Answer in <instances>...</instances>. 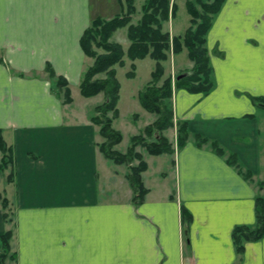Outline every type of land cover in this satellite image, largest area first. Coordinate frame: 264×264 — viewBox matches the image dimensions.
Masks as SVG:
<instances>
[{"label": "crops", "instance_id": "0c3cea01", "mask_svg": "<svg viewBox=\"0 0 264 264\" xmlns=\"http://www.w3.org/2000/svg\"><path fill=\"white\" fill-rule=\"evenodd\" d=\"M223 5L206 36L214 90L174 92V121L187 122L190 139L162 154L168 172H153L142 154L147 194L137 203L127 167L104 158L86 105L74 106L90 63L80 39L100 17L90 0H0V130L14 158L13 182L0 191L13 221L5 223L0 206V235L13 230L16 257L5 264H264V237L242 254L231 240L235 226L255 224L254 201L264 193L255 184L264 183V112L251 100L264 99V0ZM176 15L162 28L171 36L189 26ZM48 65L68 83L70 104ZM193 134L234 153L252 181L207 145L197 147ZM182 209L191 216L186 234Z\"/></svg>", "mask_w": 264, "mask_h": 264}, {"label": "trees", "instance_id": "16d2710c", "mask_svg": "<svg viewBox=\"0 0 264 264\" xmlns=\"http://www.w3.org/2000/svg\"><path fill=\"white\" fill-rule=\"evenodd\" d=\"M176 0H144L142 14L137 23L131 21V14L134 12L133 0H118L121 14L111 19L94 18L80 39V47L85 57L92 59L93 63L83 70L79 81V94L84 98H93L103 94L104 101L97 104L90 116L91 122L98 126L102 143L98 149L104 158L114 165H125L127 171L124 175L129 187L133 191V200L137 203L144 201L147 189L144 188L141 174L147 170V164L141 153L136 152L137 145L144 149V152L152 156L162 154L172 155L180 150L189 141L187 122H175L173 115L172 97L176 90H186L190 94L207 95L214 90L215 82L213 69L210 65V57L206 48V36L214 20V16L224 6L225 0H187L185 2L186 12L189 15V27L182 35L171 36L168 31H163V24L176 15L178 7ZM126 27L129 47L124 53L122 46L111 42L113 33L118 29ZM183 49L186 50L189 61L192 62L191 72L173 82L167 77L162 81L164 68L161 63L168 58V52L177 55ZM97 50H101L100 54ZM124 55L129 59L130 71L126 78L135 77L136 60L147 57L155 61L154 70L150 75V81L141 91H138L137 99L144 111L156 116V119L146 125L143 131L129 139L130 145L126 151L120 153L115 149L121 144L122 135L112 127L113 119L118 115L117 103L120 96V82L116 79L114 66L123 67ZM219 55H221L219 53ZM48 78L62 91L63 103L70 104L72 98L68 89V83L57 77L48 65L45 69ZM104 75L99 79L97 75ZM181 74V73H180ZM251 100L259 108H264V99L252 97ZM135 118L137 115H134ZM176 127V143L173 144L164 136V133ZM153 138V141L147 139ZM195 145L199 148L208 146L216 155L224 157L227 164L233 166L244 179L252 181V174L243 170L234 153L227 154L216 141L201 137L198 134L192 136ZM13 149L7 146L4 141L2 130H0V176L6 170L10 172L5 177V182L12 183L14 178ZM136 161V163H135ZM135 163V164H134ZM258 188L263 189L264 183L256 181ZM0 206L3 211L5 223L11 224L13 217L10 214L9 201L0 193ZM253 226L240 225L232 230L231 240L236 254L244 252L246 243L258 242L264 237V193L256 195L254 201ZM191 216L187 210L181 211V222L184 226V233L190 223ZM13 230H7L0 235V264L7 260L15 261V253L11 252V238Z\"/></svg>", "mask_w": 264, "mask_h": 264}, {"label": "rangeland", "instance_id": "374dc122", "mask_svg": "<svg viewBox=\"0 0 264 264\" xmlns=\"http://www.w3.org/2000/svg\"><path fill=\"white\" fill-rule=\"evenodd\" d=\"M187 0H176V6L178 7V12L176 15L177 22L183 25V29L187 27L188 20H190L189 15H187L185 2ZM144 0H133V9L134 12L131 14V19L134 18V16L138 15V18L140 17V14H142V4ZM120 6L118 3V0H90V9L93 11V14H99V18L103 20L111 19L113 17H116L117 15L121 14ZM96 16V15H95ZM133 23V22H132ZM189 27V26H188ZM166 30H168V24L165 27ZM179 33H183V30ZM111 42L119 43L124 53H126L128 49L129 41L127 39V33H126V27L118 28L112 35ZM207 48V47H206ZM98 53L102 54L103 52L101 50H97ZM185 52V53H181ZM178 53L175 58H173V54L168 52V58L166 61L162 62L161 65L164 68V74L161 77V81L158 83V86L161 85L162 81L166 80L167 77L172 79V81H175V77L179 75L180 73H190L192 69V62L189 61L188 56L186 54V50L183 49ZM124 57V66L118 67L114 66V69L116 70V79L120 82V96L119 101L117 103V109H118V115L115 119H113L112 127L120 132L122 135V142L115 148L120 153H123L126 151L127 147L130 145L129 139L133 137L134 135L140 134L145 125H147L148 120L156 119V116L148 113L147 111H144L141 105L138 102L137 99V93L138 91H141L144 86L150 81V75L154 68V62L152 59L147 58L142 62H138L135 69V77L130 79L126 78V73L130 71L129 65L131 62L129 59ZM210 57V55H209ZM173 60H175L173 62ZM187 61L191 62V69H183L185 67L179 68V64L186 65ZM90 63L87 65L90 66L93 63V60L90 59ZM179 63V64H178ZM99 79H103L104 75H97L96 76ZM54 89H56L57 92L60 90L57 88V86H54ZM75 107H81L84 105V110L91 116L93 114V107H96L97 104H100L104 101L103 94H99L96 96V98H83L79 93L75 94ZM62 96V92H61ZM85 100V101H84ZM84 101V102H83ZM172 103V102H171ZM173 105V104H172ZM259 112L262 111L261 108L258 109ZM134 115H137L135 118ZM164 136L169 140H174L176 137V127L171 128L168 131L164 133ZM149 142L153 141V138L147 139ZM136 152L143 154L144 158L148 161V163L151 165V169L153 172H168V169L170 167V157L168 155H161L158 157L150 156L147 152H144V149L137 145L135 147ZM175 154V153H174ZM136 162V161H135ZM135 164V163H134ZM6 171H10L9 169ZM5 171V172H6ZM0 176V191L4 189L5 187V173ZM256 182V181H255Z\"/></svg>", "mask_w": 264, "mask_h": 264}, {"label": "water", "instance_id": "95a60500", "mask_svg": "<svg viewBox=\"0 0 264 264\" xmlns=\"http://www.w3.org/2000/svg\"><path fill=\"white\" fill-rule=\"evenodd\" d=\"M186 75H187L186 73L179 74V76L176 79L179 80L180 78H182V77H184ZM185 234H186V232H185Z\"/></svg>", "mask_w": 264, "mask_h": 264}]
</instances>
